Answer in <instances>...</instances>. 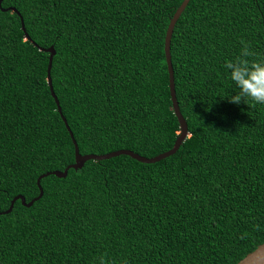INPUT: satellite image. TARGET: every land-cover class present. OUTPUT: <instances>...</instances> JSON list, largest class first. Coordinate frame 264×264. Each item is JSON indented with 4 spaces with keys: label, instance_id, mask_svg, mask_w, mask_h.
Returning a JSON list of instances; mask_svg holds the SVG:
<instances>
[{
    "label": "trees",
    "instance_id": "1",
    "mask_svg": "<svg viewBox=\"0 0 264 264\" xmlns=\"http://www.w3.org/2000/svg\"><path fill=\"white\" fill-rule=\"evenodd\" d=\"M183 1L2 0L0 264H238L264 242V105L222 97L241 40L264 56V0H190L177 21L189 135L176 153L90 159L4 213L76 162L40 46L56 49L54 90L82 154L174 146L165 39Z\"/></svg>",
    "mask_w": 264,
    "mask_h": 264
},
{
    "label": "water",
    "instance_id": "2",
    "mask_svg": "<svg viewBox=\"0 0 264 264\" xmlns=\"http://www.w3.org/2000/svg\"><path fill=\"white\" fill-rule=\"evenodd\" d=\"M189 2H190V0H184L182 2V4L179 6V8L176 10V12L174 13L173 17L171 18L170 24L168 26L167 33H166V39H165V52H166L168 70H169V75H170L171 96H172V100H173L175 113L178 116L179 121H180V125H181V133H180L177 141L175 142L174 146L170 150H167L161 154H158V155L152 156V157L143 156V155H141V154H139V153H137L131 149H125V148L119 149V150H114V151L104 153V154H97V153L82 154L80 152L79 144H78L77 140L75 139L74 133L71 130V127L68 123V120L62 113V107H61L59 98H58V96L54 90L53 78H52L51 71H52V66H53V59H54V56L56 54V49H55L54 45L47 47V48L40 46L41 50L50 52L49 66H48V83L50 85L51 92L57 101L59 111L61 112L62 117L66 123V126L69 129L71 136L73 137V140L75 143V150H76V162L69 165L64 171L55 170L52 172L42 174L39 177V181H38L40 188H41L39 196L35 197L30 202H27L26 197L24 195H21V194L17 195L12 200L10 208L8 210L4 211V213L12 211L14 204H15V201L18 199H22L23 203L28 205V206H31L36 200H38L44 194L43 187L40 184L41 179H42V177H44L50 173H54L58 176L65 177V176H67L68 171L71 167L80 168V167L84 166L85 163L90 159H95V160L108 159L111 157L119 156L121 154L130 155L133 158L140 160L142 162L151 163V162H156V161H159L163 158H166V157L176 153L179 150V148L181 147V145L183 144V142L186 140V138L189 135V128H188L187 120L181 111L180 104H179L178 97H177L176 82H175V70H174L171 46H172V36L174 33L176 23L179 20L182 13L184 12L187 5L189 4ZM0 3H2V0H0ZM5 10H13V11H16L20 14V12L18 11V9L16 7H9V8H6ZM21 19H22L23 29L26 30L25 21H24L23 17H21ZM238 264H264V242L261 243L260 245H258V247L255 250L248 253L243 259H241L238 262Z\"/></svg>",
    "mask_w": 264,
    "mask_h": 264
},
{
    "label": "clouds",
    "instance_id": "3",
    "mask_svg": "<svg viewBox=\"0 0 264 264\" xmlns=\"http://www.w3.org/2000/svg\"><path fill=\"white\" fill-rule=\"evenodd\" d=\"M241 44L239 55L223 62V76L231 92L227 90L222 97L237 105H264V56L255 53L250 42L241 40ZM97 264H107L106 259L99 257ZM120 264L128 262L124 259Z\"/></svg>",
    "mask_w": 264,
    "mask_h": 264
}]
</instances>
